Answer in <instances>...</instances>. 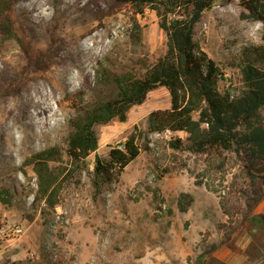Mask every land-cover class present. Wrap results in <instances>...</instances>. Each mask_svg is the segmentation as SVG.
<instances>
[{
	"label": "rangeland",
	"instance_id": "rangeland-1",
	"mask_svg": "<svg viewBox=\"0 0 264 264\" xmlns=\"http://www.w3.org/2000/svg\"><path fill=\"white\" fill-rule=\"evenodd\" d=\"M114 1L14 0L17 40H0V264H260L264 184L250 181L235 154L171 149L170 139L185 141L184 133L146 135L147 116L170 108L164 88L149 92L124 123L96 126L98 149L82 164L63 157L66 180L54 209L35 200V175L23 163L48 147L64 149L77 107L108 96L97 72L140 69L165 54L155 13ZM263 35L239 0L203 12L194 40L221 71V92L239 93L244 64L264 68L254 54ZM132 134L139 156L117 182L94 185L95 158L107 160ZM181 194L191 199L184 213Z\"/></svg>",
	"mask_w": 264,
	"mask_h": 264
},
{
	"label": "trees",
	"instance_id": "trees-1",
	"mask_svg": "<svg viewBox=\"0 0 264 264\" xmlns=\"http://www.w3.org/2000/svg\"><path fill=\"white\" fill-rule=\"evenodd\" d=\"M218 0H115V7H130L142 15L153 11L158 27L166 37L165 54L151 65L123 73L97 72V84L108 92L90 105L77 107L69 119V133L64 149L48 147L24 161L31 167L36 181L35 200L49 209L59 203L64 169L63 157L71 166H79L98 149L94 128L112 121L124 123L128 111L141 105L146 95L164 88L170 108L151 112L146 119L148 134L184 133L185 141L170 139L171 149L190 154L225 152L235 154L244 163L246 176L252 183L264 184V68L251 63L240 68L241 89L238 94L218 88L222 73L215 62L194 40V29L204 11ZM229 1V0H224ZM252 21L264 26V1L239 0ZM14 0H0V40H17L9 14ZM133 28L140 31L138 25ZM19 41V40H18ZM256 58L264 62L263 45L254 49ZM38 62L37 65H43ZM132 134L112 148L108 159L95 158L92 175L105 183L117 182L124 169L140 154ZM148 150L147 147H144ZM8 199V192L3 193ZM0 193V200L1 199ZM191 202L181 194L178 209L186 212ZM260 264H264V261Z\"/></svg>",
	"mask_w": 264,
	"mask_h": 264
},
{
	"label": "built area",
	"instance_id": "built-area-1",
	"mask_svg": "<svg viewBox=\"0 0 264 264\" xmlns=\"http://www.w3.org/2000/svg\"><path fill=\"white\" fill-rule=\"evenodd\" d=\"M166 134H170V133H166ZM12 234L15 235V236L20 235V234H21V229H19V228L14 229V230L12 231ZM1 237H4V233H3V232L0 233V239H1Z\"/></svg>",
	"mask_w": 264,
	"mask_h": 264
},
{
	"label": "bare ground",
	"instance_id": "bare-ground-1",
	"mask_svg": "<svg viewBox=\"0 0 264 264\" xmlns=\"http://www.w3.org/2000/svg\"><path fill=\"white\" fill-rule=\"evenodd\" d=\"M47 99V98H46ZM41 104V103H40ZM45 104V103H44ZM36 106V105H35ZM40 108H42L41 106H40ZM40 108H39V110H40ZM49 108V107H48ZM4 109V108H3ZM3 111V110H2ZM36 112H38V111H36ZM5 113V112H4ZM36 115V114H35ZM39 115V114H38ZM30 118H31V116H30ZM33 120H34V118H32ZM35 119H36V117H35ZM38 119V118H37ZM41 119V118H40ZM43 122V121H42ZM34 124L39 128V126H40V121L38 122H34ZM42 125V124H41ZM44 126V125H43ZM6 132H11V129L10 128H6Z\"/></svg>",
	"mask_w": 264,
	"mask_h": 264
}]
</instances>
